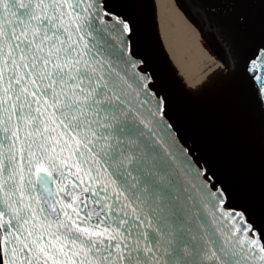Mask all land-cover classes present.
<instances>
[{"label":"snow or ice","instance_id":"obj_1","mask_svg":"<svg viewBox=\"0 0 264 264\" xmlns=\"http://www.w3.org/2000/svg\"><path fill=\"white\" fill-rule=\"evenodd\" d=\"M139 2L0 0V264H264V187L233 188L186 137L114 7ZM190 4L232 57L217 73L264 112V28L245 11L264 0Z\"/></svg>","mask_w":264,"mask_h":264},{"label":"water","instance_id":"obj_2","mask_svg":"<svg viewBox=\"0 0 264 264\" xmlns=\"http://www.w3.org/2000/svg\"><path fill=\"white\" fill-rule=\"evenodd\" d=\"M181 2L210 37L227 52L215 28H209L206 22L199 16H195L190 0H181ZM114 7L134 20L142 45L146 44L151 53L152 67L173 98L174 115L179 117L186 137L191 136L196 141L200 154L213 162L214 170L229 177L233 188L246 187L258 195L264 187V112L255 103L251 92L244 87L242 91H236V98L232 100L236 104V109L230 111L228 109L224 116H219V112L214 110L213 115L204 114L208 117L204 119L203 115H200L189 103L186 96L179 92L178 83L173 78L171 68L163 63L162 58L165 56L161 51V44L159 45L156 38L152 36L151 19L146 13L145 0H140L138 6L132 8L124 7L119 3H115ZM245 11L250 16L248 31L258 35L264 28V10L255 7ZM217 21L240 45L241 55H247L252 45L241 41L240 30L236 28L233 20L221 16L217 18ZM236 78L240 82L239 76ZM221 99L213 103L222 111ZM256 224L257 227L264 228V218L257 215Z\"/></svg>","mask_w":264,"mask_h":264},{"label":"bare ground","instance_id":"obj_3","mask_svg":"<svg viewBox=\"0 0 264 264\" xmlns=\"http://www.w3.org/2000/svg\"><path fill=\"white\" fill-rule=\"evenodd\" d=\"M145 5L151 19L152 36L161 44L165 56L163 63L171 68L179 92L204 119H208L204 114L213 115L214 110L224 116L228 109H236L232 100L236 98V91H242L243 87L236 76L226 79L222 73H217L222 66L218 57L232 63L231 56L202 26L201 32L192 24L181 0H145ZM220 98L222 111L213 103Z\"/></svg>","mask_w":264,"mask_h":264}]
</instances>
